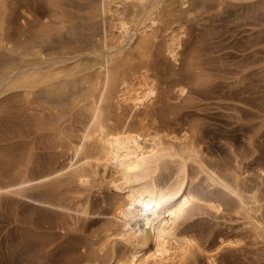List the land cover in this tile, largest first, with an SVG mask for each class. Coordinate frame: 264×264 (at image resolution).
Segmentation results:
<instances>
[{"label":"bare ground","instance_id":"obj_1","mask_svg":"<svg viewBox=\"0 0 264 264\" xmlns=\"http://www.w3.org/2000/svg\"><path fill=\"white\" fill-rule=\"evenodd\" d=\"M46 1L53 20L45 19L42 22L44 19L41 18L42 26L37 31L34 27L36 32L31 39L21 37V40L19 36V40L13 42L11 35L7 37V32L5 34L9 4L6 0H0V97L11 92H22L28 97L40 94L42 99L39 100L44 102L45 98L47 103L52 99L59 104L71 100L73 107L79 106L81 110H86L87 116L81 126L76 127L78 130L74 137L65 133L67 129L65 132L63 127L60 129L59 123L62 124V121L59 120L60 116L56 117V129L61 138L60 149H67L69 160L65 158L63 161L66 162L46 165V168H39L37 172L25 163L14 172L13 179L0 181V203L5 198L15 201L26 198L34 205L49 206L50 210L53 208L61 215L80 219L92 212L90 197L85 196L84 192L97 182L109 184L114 196L112 200L110 197L109 210L103 212L104 238L101 239L98 253L87 257L94 264H182L196 253L213 260L224 246L233 244L235 239L228 240L220 236L214 242L201 241L187 229V224L210 211H224L225 207L234 209L253 228L250 227L255 236L264 238V205L259 199L260 186H248L241 174L227 170L229 167L226 164L228 168L223 169L219 164L206 161V149L200 143L204 141V136L189 140L187 130L182 135L163 134L148 123L152 114L149 120L147 116L153 109L159 87L148 68L150 64L146 67L145 59L143 64L142 61L135 63L133 60L136 54L147 55L146 49L151 42L157 43L161 34L158 35L159 28L161 31L160 26H163L164 38L161 37L164 39L165 54L177 62L184 37L188 33V24L184 23L187 21L185 13L193 9L209 11L212 1H216L218 6L226 2L247 3L253 6L249 9L246 4L249 10L243 16L244 20L248 17L263 22L264 0L84 1L91 8V20L98 18L80 24L82 32L93 29L84 38L76 34L77 23H67V19H71V12L69 14L66 11L69 9L66 3L72 0ZM79 6L83 7L81 4ZM80 7L79 11H83ZM70 8L73 11L75 7ZM49 20H52V24ZM97 22L101 25L100 29L95 26L99 24ZM67 32L70 33L67 34L69 37ZM56 34L62 42L63 35L68 39L75 36V45L66 49L65 42L59 48V44H53ZM48 43L58 46V49L53 45L46 46ZM150 47L153 48V45ZM190 61L187 64L189 69L192 68L190 63L194 65L196 62ZM195 65L193 68L199 69V65ZM193 68L194 71L196 68ZM199 70H196V75L195 71H191V76H194L190 77L194 78L197 86L202 83L208 85L205 82L208 74L204 72L205 77ZM210 78L207 80L209 83ZM187 90L182 86L177 89V93L182 96ZM48 105H51L50 102ZM114 107L118 112L122 108H129L130 112L123 111L124 116L125 113L128 115L121 117L124 120L117 123L114 120L117 115L113 116L112 113ZM138 111L142 118L135 123L132 117ZM57 144L56 147L59 146ZM63 152L60 151L64 155L66 152ZM40 188L43 190L35 191Z\"/></svg>","mask_w":264,"mask_h":264},{"label":"rangeland","instance_id":"obj_2","mask_svg":"<svg viewBox=\"0 0 264 264\" xmlns=\"http://www.w3.org/2000/svg\"><path fill=\"white\" fill-rule=\"evenodd\" d=\"M84 1L89 3L88 1L91 0H72L66 3L69 9L75 7L73 11L66 8L69 14L71 12L70 18L77 17L72 19L75 22L67 19V23H77L79 28L77 27L76 34L83 38L93 32V29L82 32L80 26L98 19L91 20V8ZM6 2H8L7 5L9 4L7 6V12H9H6V21L8 22L5 27L6 29L8 27V31L5 29V34L7 32V37L11 35L13 42L18 41L19 36L21 40L22 38L31 39L45 19L46 21L52 19L46 0H6ZM212 2V10L193 9L190 11H193L191 16L190 12L185 13L189 16V18L185 17L186 22L182 17L185 25L188 24V33L184 37L177 62L165 54L167 52L164 48L163 26H160L161 31L159 28V33L157 32L158 35L161 33L159 37L163 43L158 37L157 43L151 42L146 49L147 55H140L141 57L138 55L139 59L137 54L135 55L133 59L135 63L142 61L143 64L145 59L146 65L144 66L148 67L147 65L150 64L148 68H150V72L152 71L159 87L152 106L153 109L147 116V120L150 118L151 122H147L154 125V128H158L163 134L182 135L187 130L189 140L204 136V141L200 142V139L198 141L202 145H206V148L202 146L206 149L204 150L206 161L214 165L219 164L221 167L223 166V169L229 167L227 170L237 171L248 186L259 185L261 189L259 199L263 206L264 21L262 22L260 19L257 24V19L253 17V19L247 17L248 20L246 21L247 18L244 20L243 16L248 14L247 10L252 8V4L248 5L246 2H242L249 6L248 9L246 8L248 6L240 4L241 2H234V4L226 2L222 6H218L216 1ZM79 4L83 7H80ZM79 7L83 11L80 10V12ZM67 12L66 15H68ZM73 12H75L74 15ZM45 15L47 17H44ZM52 20H49V23L52 24L50 22ZM252 21L255 24L254 22L249 23ZM95 26L100 29L101 25L99 23ZM34 27H36V31ZM20 33L27 35L23 37L24 35L22 36ZM67 34L70 33L67 32ZM66 35L61 36V38L64 37L61 39L62 42L56 34L57 37H53L56 38V42L53 39V44H59L60 48L66 42V49L73 47L75 36L68 39L65 37ZM67 36L69 37V35ZM53 44L48 43L46 46ZM156 44L157 46H155ZM55 45L53 47L58 49V46ZM151 45L153 48L150 47ZM190 59L198 63L195 62L196 65L195 63L194 65H199L200 70L198 67H194L196 68L194 72L192 70L193 63H190L192 68L190 66L191 69L188 68L187 64ZM196 70L197 72L201 71L204 76L207 73L208 78L206 79L212 77L210 78L211 82L205 80L208 85L204 83L202 84L205 86L195 85L194 78H191L194 75L191 76V74L194 72L196 75ZM176 83L179 87L185 86L186 90L188 89L187 95L184 94L185 97L178 95L179 87ZM35 96H40V98ZM35 96L28 97L22 92H11L0 97V177H2L0 181L13 179L14 174L25 163L30 166L32 171L37 172V170L46 168V165L47 167L57 165L62 163L65 158L66 161L69 160L67 149L63 146V149H60L61 138L56 129L58 128L55 124L56 117L60 116L59 120L61 119L62 124L66 123L65 125L59 123L60 129L61 127H63V131L67 129L64 132L71 134L70 137H74L77 134V128L81 126L83 119L87 116L86 110H81L79 106L73 107L71 100H66L65 104H59L52 99L48 101L51 105H48L45 98H43L44 102L39 100L42 99L40 94ZM67 101L72 104L71 107ZM66 104L69 107H65ZM111 110L113 109L111 108ZM114 110H117L114 111L116 114L112 111L113 116L117 115L114 117L117 123L124 120L123 118L130 112L129 108H122L118 112V109L114 107ZM63 111L67 113L69 111V116ZM123 111H127L128 114L125 113L124 116ZM140 114V111L133 113L132 120L136 121L135 123H138L137 119L142 118ZM151 114L152 116L149 117ZM67 118L70 121L73 120L72 123ZM49 119H51L50 122ZM71 124L73 125L71 126ZM151 124L148 125L151 127ZM57 143L59 146L56 147ZM64 150L66 153L63 152ZM60 151L65 154L63 155ZM23 162L24 164H22ZM102 183L97 182L93 185L94 187L90 188L91 191L89 189L84 192L85 196L90 197L92 212L80 219L61 215L53 208L50 210L49 206H45V208L34 205L26 198H22L21 201L16 200L18 202L11 198H5L1 202L2 205L0 203V264H94L87 257L98 253L104 238L102 224H104L105 215L103 212L109 210L110 201L114 196L109 184ZM98 184H101L102 187ZM42 190L40 188L35 191ZM250 227L244 219L235 213L234 209L227 207L219 213L210 211L191 220L187 224V229L195 233L199 240L214 242L223 236L228 240L235 239V242L224 246L217 258L213 260L206 258L204 254L196 253L194 257L188 258L182 264H264V238L255 236L253 228ZM118 247L120 248L121 245ZM81 258L84 259L81 261ZM79 259L80 261H78Z\"/></svg>","mask_w":264,"mask_h":264}]
</instances>
